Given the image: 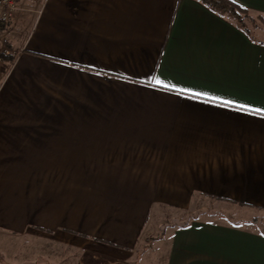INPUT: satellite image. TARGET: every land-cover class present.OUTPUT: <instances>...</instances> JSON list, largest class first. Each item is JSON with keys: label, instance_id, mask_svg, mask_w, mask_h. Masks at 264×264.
Wrapping results in <instances>:
<instances>
[{"label": "crops", "instance_id": "crops-1", "mask_svg": "<svg viewBox=\"0 0 264 264\" xmlns=\"http://www.w3.org/2000/svg\"><path fill=\"white\" fill-rule=\"evenodd\" d=\"M16 1L0 76L7 264H264V231L213 220L138 253L162 206L264 210V40L201 0ZM232 1L264 15V0Z\"/></svg>", "mask_w": 264, "mask_h": 264}, {"label": "rangeland", "instance_id": "rangeland-1", "mask_svg": "<svg viewBox=\"0 0 264 264\" xmlns=\"http://www.w3.org/2000/svg\"><path fill=\"white\" fill-rule=\"evenodd\" d=\"M224 14L228 15L232 21L239 25V23L233 19L229 13ZM242 18H244L245 24L250 27L253 34L251 36L264 40V15L249 12L248 15H243ZM11 53L12 54L10 55H13L15 52L11 50ZM8 67L9 63L5 60L0 76ZM157 212L158 214H154L155 212H152L151 222L148 226L150 227L148 228L150 232L148 234H144V239L140 246L141 249L140 251L138 250V253H141V251L146 253L147 257V253L150 249H152L154 242L162 239L168 230L187 225L197 219L224 221L233 224L238 223V225L258 229L262 232L264 231V210H253L250 209V207L248 208L240 204L236 205V203L230 201L218 200L211 197H200V199H197L195 204L186 209L162 206ZM5 255L6 254L0 251V257L3 262L7 264L8 260ZM157 256L158 254L155 255V259H153L154 257L152 254L149 256V258H151V264L163 263V256L160 255L158 260ZM8 259H10L9 261L11 264H22L17 259H13L11 257H8ZM42 262L43 261H39V264ZM49 263L54 264L53 262ZM145 264H150V262L146 261Z\"/></svg>", "mask_w": 264, "mask_h": 264}, {"label": "trees", "instance_id": "trees-1", "mask_svg": "<svg viewBox=\"0 0 264 264\" xmlns=\"http://www.w3.org/2000/svg\"><path fill=\"white\" fill-rule=\"evenodd\" d=\"M203 4L205 3L208 7L222 12V13H229V15L235 19L239 23V27L243 29L247 34L250 36L253 35L250 27H248L245 24L243 15H248L249 10L240 4L232 1V0H201ZM6 27V24L0 20V30L4 29ZM253 37V36H252ZM5 60L9 63V66H11L14 61L15 57L14 55H6ZM149 239V238H148Z\"/></svg>", "mask_w": 264, "mask_h": 264}, {"label": "built area", "instance_id": "built-area-1", "mask_svg": "<svg viewBox=\"0 0 264 264\" xmlns=\"http://www.w3.org/2000/svg\"><path fill=\"white\" fill-rule=\"evenodd\" d=\"M0 20L6 24V27L0 30V72L5 64V56L10 55L11 49L8 46L9 37L7 28L15 19V13L18 9L16 0H1Z\"/></svg>", "mask_w": 264, "mask_h": 264}, {"label": "snow or ice", "instance_id": "snow-or-ice-1", "mask_svg": "<svg viewBox=\"0 0 264 264\" xmlns=\"http://www.w3.org/2000/svg\"><path fill=\"white\" fill-rule=\"evenodd\" d=\"M154 83H156V84H164V82L159 80V79L155 80ZM164 87H170V86L167 85V84H164ZM182 91H187V90H182ZM227 103H232V102L229 101ZM240 107H241V109H246L247 108V106H245V105H241Z\"/></svg>", "mask_w": 264, "mask_h": 264}]
</instances>
